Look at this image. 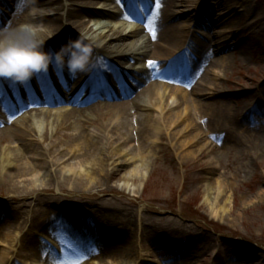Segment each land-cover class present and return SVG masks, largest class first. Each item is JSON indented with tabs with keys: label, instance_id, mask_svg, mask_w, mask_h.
Here are the masks:
<instances>
[{
	"label": "rangeland",
	"instance_id": "rangeland-1",
	"mask_svg": "<svg viewBox=\"0 0 264 264\" xmlns=\"http://www.w3.org/2000/svg\"><path fill=\"white\" fill-rule=\"evenodd\" d=\"M10 1L0 0V7L8 11V16H14L23 4L15 1L12 7L4 5ZM116 1L118 4L113 6L108 0H99L96 9L105 11L113 6V14L129 12L126 8L130 2L119 5L120 1ZM132 9L137 16L133 17V24L114 17L122 27L109 32L115 23L104 17L105 24L90 23L94 30L90 34L102 47H109L108 36L140 34L147 26H153L156 11L161 15L168 9L172 11L171 24L177 25L183 35V49L177 54L180 65H198L194 60L198 54L189 51L193 44L206 53L222 48L213 58L219 65L212 67L210 74H198L189 67L183 72V81L160 83L168 98L177 94L185 101L198 103V113L193 110L186 122L184 116L181 125L171 129L161 126L162 133L155 137L150 121L163 124L161 117L169 112L158 109L154 100L145 101L141 93L147 84L143 83V87L134 90L135 94L131 91L119 100H105L107 96L93 94L92 101L101 110L94 112L93 106H84L91 121L79 117L78 124L77 119L67 118L64 126L69 128L56 130V114L77 110L72 103L77 98L66 89L61 93L66 101L52 106L43 104L32 116L52 113V117L43 120L45 127L54 124L46 129L47 141L42 133L23 132V136L19 133L12 138L10 128L0 129V231L3 235L11 231L10 239L0 238V261L5 263L6 254L11 264H85L84 259L86 264H264V0H141ZM37 11L31 4L28 12L32 22L28 24L38 26L44 33L43 22L35 23ZM68 22L65 24L73 32V19ZM60 34L45 39V46L51 44L50 49L53 48ZM128 62L132 69L137 64L144 65L130 59ZM95 64L85 73L93 79L100 69L96 60ZM48 71L57 78L55 70ZM63 71L68 75L66 68ZM108 73L110 81L104 76V81H100L98 77L91 88L101 87L106 94L110 89L115 92L120 85L110 82L121 75L116 69ZM3 80L0 89L4 92L10 82L26 92L24 84L0 79ZM129 82L130 78L122 85ZM30 83L36 90L42 86H37L36 81ZM49 84L43 87L49 88ZM79 84L74 81L72 86ZM181 87L186 93L177 90ZM81 89L78 93H82L80 99L84 102L92 95ZM133 97L145 106L136 110L129 121L125 119L127 115L118 119L105 107L121 100L131 101ZM213 103L220 109L219 117L215 116L214 124L207 129ZM169 107L174 108L170 102L165 109ZM227 112L231 118L221 115ZM19 114L11 116L16 118ZM149 115L156 119L145 118L141 131L143 135L147 131L145 141L139 142L137 121ZM235 120L236 126L228 123ZM113 121L122 128L117 134L111 130ZM190 124L192 127L186 131ZM22 126L19 124L18 128ZM194 132L200 138L182 147ZM88 139L105 144L95 159V155L84 159L82 153L75 154ZM53 142H57V147L52 154ZM16 153L25 162L33 156L45 158L36 159L44 169L31 176L13 177L14 163L2 161L5 154ZM104 160H108V172L100 170ZM46 163H54L56 168L44 167ZM134 169L141 173L135 181L133 176L128 178ZM39 177L40 189L28 191L30 181ZM19 182L26 187L25 192L12 188L11 184ZM98 208L103 213H97ZM72 214L78 217L73 218ZM11 226L19 228L7 229ZM65 227L73 235L65 237V253L59 256L54 243L64 237Z\"/></svg>",
	"mask_w": 264,
	"mask_h": 264
},
{
	"label": "bare ground",
	"instance_id": "bare-ground-1",
	"mask_svg": "<svg viewBox=\"0 0 264 264\" xmlns=\"http://www.w3.org/2000/svg\"><path fill=\"white\" fill-rule=\"evenodd\" d=\"M22 4H23V9H21L18 12V18L16 20H13V22H9L11 23L13 26L20 24V23H31V15L29 14L28 10L30 8V3H27L26 0H19ZM99 0H35V2L33 3L35 5V8H37L39 11L38 12V17H37V21H41L43 22V27L45 28V32L44 33H40V38L45 40V39H49L51 38L53 35H57L59 33L60 36L58 37L57 40H55V44L54 47L56 49V51H58L60 49V47L64 44H66L68 42L69 39L75 40L78 39L79 36L83 33H91L94 30L92 28L89 27L90 23L95 22L96 24L99 23H103L105 24V22H107V18L105 19L104 17H110V19H112L113 23H115L112 28L110 29L109 32H111L112 30L117 29V27H122L120 24H116V20H114L113 18L116 17L117 19L120 20H124V19H131L130 16L132 15L131 13H115L113 14L112 12V8L113 6L107 8L105 11H98V9H96L97 4L100 5V3L98 2ZM110 2H112L113 0H108ZM125 1V0H123ZM238 1V0H237ZM241 1V0H240ZM63 2L66 3L67 6H65L63 4ZM114 2V1H113ZM69 4V5H68ZM114 4H117L114 2ZM19 7H21V5H19ZM68 7L67 11H63ZM89 7V8H88ZM91 7V9H90ZM101 10V9H100ZM104 10V9H103ZM109 10V11H107ZM4 11V10H3ZM1 11V12H3ZM51 13H53V15H51ZM160 12L155 13V18H154V23L155 25L147 28L145 30V33H147V36H144L142 33H131L129 35L124 34L123 33H114L112 36H108L110 43L111 44L109 47H102L99 50H96L95 53V60L97 61V64L100 65L102 67L101 73L99 75L95 76V79L98 76H107V73H105L103 71V68H107L109 70H112V67L116 65L119 66V70L125 68L127 64V60L130 59L136 63H140L143 62L145 65L142 67H137L135 70H133L136 74V76L138 77V81L137 84L133 87V89L137 88L138 85L144 83H150V85H148L143 91H142V96H145V101H151L154 100L157 104H159L158 109L167 111L168 110V114L167 116L164 115L161 117L162 123L163 124H157L155 122H151L150 121V127L153 129V135L156 136H160V133H162L163 129L161 126H163L164 128L171 129L173 126L175 125H181L183 119L185 118V120L183 122L187 121L188 115L191 114V112L194 110L198 113L199 110V104L198 103H191L188 101L183 100L182 98H180L177 94L174 95L172 94V96H170V98H168L166 91L164 92L162 90V86L161 84H157V82H151V81H146V77L148 76L149 78L153 76V80L158 79V77H166L169 78L170 76H172L174 73V71H178V75H182L183 72L188 71L189 67L191 68L192 72L198 73V74H210L212 72V67L219 65V61H213V58L217 56V54L222 51V48L217 47L216 50L214 51H209V52H205V50H200L199 47L194 44L193 46L190 47V50H193V52H196L198 54L197 59H195V61L197 62V66L196 64L193 66H182L179 64V56H177L178 52L181 51L183 49L182 46V38L183 35L182 33H180L179 28L177 25H172L171 24V19H172V11L165 9L162 11V14L159 15ZM91 17V18H87ZM202 16L204 17V14H202ZM15 18V17H13ZM70 18L73 19V32L72 30H70L68 28V26H66L65 23H69L68 21H70ZM119 21L117 23H119ZM6 21L1 22L0 21V25H6L9 24ZM111 25V24H110ZM124 26V25H123ZM153 27H157L158 31L154 32L153 31ZM106 28V27H105ZM101 31V30H100ZM113 32V31H112ZM153 32L155 33V35L153 36ZM123 34V35H122ZM137 40L136 42H129L130 40ZM51 44L49 45V47L47 48V51H52V49H50ZM149 62H152L151 66L149 65ZM195 62V63H196ZM55 62L51 63L49 65V67L55 66ZM199 66V68H198ZM132 70H129V72ZM37 75V74H36ZM84 73H80L77 74L75 76V79H83L84 81H88L91 85L93 84V80L92 78H87L83 76ZM177 75V74H175ZM37 77V76H36ZM177 80H179V76H177ZM44 76L40 77V80L43 81ZM174 79V78H171ZM9 80V79H8ZM176 80V79H175ZM63 81L68 85L70 84V79L68 78H63ZM102 81V79H101ZM1 84H3L2 81H0ZM169 87V86H168ZM129 90V89H128ZM177 90H182V92L186 93V90H184L183 87L177 88ZM176 91V90H175ZM127 92H130L127 91ZM136 91H132L131 93L135 94ZM178 92V91H177ZM194 92V90H193ZM11 93H17L16 87H11ZM95 96L97 97H106V93H103V89L101 87H99L98 89H95ZM140 94V95H141ZM5 95V94H4ZM185 97V96H184ZM134 98V97H133ZM131 101L128 100H121L123 102H120L118 104H108L105 107L107 109H111L112 111L110 112H114L119 119V116L124 115L123 117L125 118V116L127 115V119L128 121L131 118H134L135 116V112L136 110H140L142 107H144L145 105L141 104V103H137L136 102V98H134ZM50 102H54L53 100L49 99ZM170 102L171 105H173L174 108L169 107V109H165V105ZM3 107L6 106V102L2 103ZM153 104V103H151ZM87 105V104H86ZM85 105V106H86ZM88 105L93 106V111H100V107L97 105H94V102L92 100H90L88 102ZM177 107V108H176ZM200 107L202 108L203 105H200ZM86 108V107H85ZM84 108V105L78 104L77 103V110L73 113H63V112H57L58 114H56L55 116H58V122L54 123L56 125H54L53 123H51L48 126H44V118H50L52 117V113L50 114H44L42 115L41 118L40 115L36 116V117H32V115L34 113H38V109L34 106V104L30 103L29 105H27L26 107V114H23L22 116L18 117L15 121L14 120H8L9 123L16 122L15 125H12L10 127V129H8L11 132V136H13L12 138H16L19 133H21V135L23 136V132H28L31 134V132H36V133H42L44 136L45 141L48 140V138L46 137L47 133H46V129H50L52 128L51 125L53 124L55 126L56 130H59V128H69L67 126H64V124L67 121V118L70 119L71 121H73L74 119H77L76 123L80 124V119L79 117L82 118H87V122L91 121V119L89 117H87L88 111ZM175 109V110H173ZM220 109H217L215 106V103L211 104L209 107V112H211L210 114L208 113V126L207 129H209L210 126H212L214 124V121L216 120L215 116L219 113ZM4 113V111H2ZM109 112V113H110ZM224 112V111H223ZM27 115H29V119L26 118ZM223 117L225 118H231L230 112L226 113H222L221 114ZM185 116V117H184ZM41 118L40 120H38L37 118ZM148 120V119H153L155 120L152 116H144V120ZM31 119V120H30ZM191 119V118H190ZM44 120V121H43ZM134 119H132L133 121ZM142 120V118L140 119ZM137 121L139 130H137V132L139 133V135L137 136V140L140 141H145L144 135L147 131H145L144 135L141 133L142 131V126L144 123H146L147 121L143 120V121ZM43 121V122H40ZM140 121V122H139ZM114 125H111V130L114 134H117L118 132H120L122 130L121 126L119 125V122H115L113 121ZM117 123V124H115ZM149 123V122H148ZM229 124H234L236 126L237 124V120L235 121H228ZM14 124V123H13ZM23 124L22 127L18 128V125ZM184 124V123H183ZM39 125V126H38ZM123 126V124H122ZM147 127V124H146ZM192 127V124L189 125V127L186 128V131ZM8 128V127H7ZM198 132V130H197ZM194 132L191 133L189 139L187 141H185L182 144V147H185L184 144H188V143H192L195 142L197 139H199V133ZM165 133H167L165 131ZM181 135L184 134V132L180 133ZM214 133L211 134V136ZM136 139V138H135ZM53 144V146H52ZM51 144V149L57 147V142H53ZM105 147V144H103L101 141H93V140H86L83 144V148H81L79 150V152H75V154L77 153H82V158H90L92 156L97 157V154H99L102 151V148ZM38 151V150H36ZM54 149L52 151V154L54 153ZM153 152V151H152ZM60 153V151H59ZM70 156V154H69ZM5 160L2 161V164L4 161L8 160L9 165L11 164V162L14 163L15 165V172L13 173V177L16 178H23V177H27V176H31L34 173H38L37 171H42L43 165H40L38 163H36V159H44L43 157H30L29 162H25L23 159L24 157L19 154L16 153L14 154V156L11 155H7L5 154ZM87 158V159H88ZM108 158V157H107ZM142 161H143V157H141ZM109 159V158H108ZM48 161V160H47ZM105 163L102 164V168L100 169L102 172L107 171V166H108V160H104ZM106 166V168H105ZM1 167V166H0ZM44 167H47L49 169H53L56 168L55 164L52 163H46L44 165ZM101 172V173H102ZM108 172V171H107ZM32 173V174H31ZM140 171H138L137 169H134L132 174L129 175L128 178H130V176H133V181H135L136 179H138L140 176ZM40 180L41 178H34L30 181V188L28 191H37L40 189ZM12 188L15 189L17 192L21 193V192H25L26 191V187L24 185H22L20 182L14 184H11ZM32 187V188H31ZM49 205V204H47ZM46 205V206H47ZM90 212V211H89ZM97 213H103L102 212V208H98ZM2 215V214H1ZM74 217L76 218V216L78 217L77 214H72ZM7 221V217L4 219V223H6ZM112 222V220L110 221ZM11 225V222L10 224ZM19 227L15 226L14 228L11 226L7 229H18ZM75 234L76 231L73 228ZM10 234L11 231L7 232L6 235H3L2 230L0 231V238H2L4 236V238H8L10 239ZM77 235V234H76ZM122 241V240H121ZM81 240H79L78 243H80ZM123 244H126V242H122ZM114 248V247H111ZM169 250V249H168ZM127 251H128V247H127ZM127 251H125V253L127 254ZM8 254V253H7ZM125 254V255H126ZM131 255L128 254V257ZM4 257H6L7 259L4 261H0V264H11L12 260L10 259L9 256H7L6 254H4ZM84 263H87V260L84 259ZM33 264V263H32Z\"/></svg>",
	"mask_w": 264,
	"mask_h": 264
},
{
	"label": "clouds",
	"instance_id": "clouds-1",
	"mask_svg": "<svg viewBox=\"0 0 264 264\" xmlns=\"http://www.w3.org/2000/svg\"><path fill=\"white\" fill-rule=\"evenodd\" d=\"M40 31L38 26L28 23L0 25V79L23 84L34 75L47 72L53 62L62 70L66 68L72 77L96 66V49L102 44L94 35L84 33L78 39H69L58 51H46Z\"/></svg>",
	"mask_w": 264,
	"mask_h": 264
},
{
	"label": "snow or ice",
	"instance_id": "snow-or-ice-1",
	"mask_svg": "<svg viewBox=\"0 0 264 264\" xmlns=\"http://www.w3.org/2000/svg\"><path fill=\"white\" fill-rule=\"evenodd\" d=\"M155 35V33L153 32V36ZM152 62H149V65L151 66ZM40 74V73H38ZM0 87H2V85H0Z\"/></svg>",
	"mask_w": 264,
	"mask_h": 264
}]
</instances>
